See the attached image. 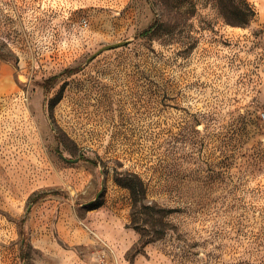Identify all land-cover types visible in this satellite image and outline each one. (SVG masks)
<instances>
[{"label": "rangeland", "instance_id": "obj_1", "mask_svg": "<svg viewBox=\"0 0 264 264\" xmlns=\"http://www.w3.org/2000/svg\"><path fill=\"white\" fill-rule=\"evenodd\" d=\"M246 1L238 26L215 0H0V264H58L64 208L91 264H264V0Z\"/></svg>", "mask_w": 264, "mask_h": 264}, {"label": "trees", "instance_id": "obj_2", "mask_svg": "<svg viewBox=\"0 0 264 264\" xmlns=\"http://www.w3.org/2000/svg\"><path fill=\"white\" fill-rule=\"evenodd\" d=\"M217 2V10L219 13L231 24L238 26H245L255 17V11L253 7L246 0H215ZM153 11L156 14L155 5H153ZM159 24V17L151 24L148 30L142 35L147 36L150 34ZM0 57L4 59V55L0 51ZM72 74L76 70L67 71ZM67 72L63 73L66 74ZM62 74V75H63ZM118 183L127 188L130 191L132 198V213L133 216L141 215L147 219H143L144 227L155 226L156 218L158 216H165L163 213L167 212L165 209H158L154 205L146 203L148 197V190L144 181L137 175H129L126 178L118 179ZM46 197V195H35L31 197L30 203H36L40 198ZM146 236L143 234V237ZM142 237V239H143Z\"/></svg>", "mask_w": 264, "mask_h": 264}, {"label": "crops", "instance_id": "obj_3", "mask_svg": "<svg viewBox=\"0 0 264 264\" xmlns=\"http://www.w3.org/2000/svg\"><path fill=\"white\" fill-rule=\"evenodd\" d=\"M58 228L61 232V238L69 244L68 248H64L59 244L56 247L58 264H91L88 258L81 256L74 248L83 245L89 246V234L82 232L83 228H80L76 223L75 216L71 212H67L65 208L60 214ZM67 230L68 233H66Z\"/></svg>", "mask_w": 264, "mask_h": 264}, {"label": "water", "instance_id": "obj_4", "mask_svg": "<svg viewBox=\"0 0 264 264\" xmlns=\"http://www.w3.org/2000/svg\"><path fill=\"white\" fill-rule=\"evenodd\" d=\"M127 44H128V42H122V43H115V44H112V45H108V46L104 47L103 49H101L100 51H98L95 55H93V57L90 59V61L92 59H94L95 57H97L99 54H101L104 51L120 48V47L126 46ZM63 158L68 161V159H66L65 157H63ZM76 161L77 160H75V162ZM71 162H74V161H71Z\"/></svg>", "mask_w": 264, "mask_h": 264}, {"label": "built area", "instance_id": "obj_5", "mask_svg": "<svg viewBox=\"0 0 264 264\" xmlns=\"http://www.w3.org/2000/svg\"><path fill=\"white\" fill-rule=\"evenodd\" d=\"M106 264H108V263H106Z\"/></svg>", "mask_w": 264, "mask_h": 264}]
</instances>
